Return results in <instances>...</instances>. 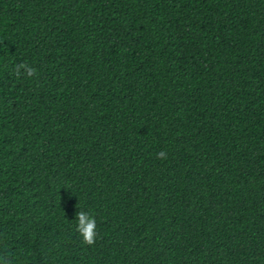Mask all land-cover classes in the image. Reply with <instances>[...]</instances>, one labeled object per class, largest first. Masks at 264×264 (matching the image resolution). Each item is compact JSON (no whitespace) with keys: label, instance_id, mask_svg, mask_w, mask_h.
<instances>
[{"label":"trees","instance_id":"16d2710c","mask_svg":"<svg viewBox=\"0 0 264 264\" xmlns=\"http://www.w3.org/2000/svg\"><path fill=\"white\" fill-rule=\"evenodd\" d=\"M3 249L264 264V0H0Z\"/></svg>","mask_w":264,"mask_h":264},{"label":"clouds","instance_id":"9594fccd","mask_svg":"<svg viewBox=\"0 0 264 264\" xmlns=\"http://www.w3.org/2000/svg\"><path fill=\"white\" fill-rule=\"evenodd\" d=\"M14 72L17 76H20L22 73L28 77L37 75L36 69L27 63L16 64L14 66ZM156 159L162 161L167 160V151L163 149L160 150L156 154ZM76 222L75 230L80 236L83 244L85 246L95 245L99 236L96 215L93 214L91 210L81 207L76 213ZM7 252V249H3V251L0 252V264H14L13 257L8 255Z\"/></svg>","mask_w":264,"mask_h":264}]
</instances>
